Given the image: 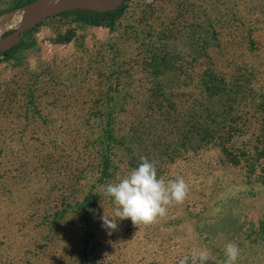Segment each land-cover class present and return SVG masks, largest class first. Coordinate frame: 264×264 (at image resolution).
Wrapping results in <instances>:
<instances>
[{
    "label": "rangeland",
    "instance_id": "1",
    "mask_svg": "<svg viewBox=\"0 0 264 264\" xmlns=\"http://www.w3.org/2000/svg\"><path fill=\"white\" fill-rule=\"evenodd\" d=\"M123 3L101 26L51 15L0 52V264H178L200 248L222 264L229 241L237 264H264V0ZM141 157L188 195L106 230L99 188Z\"/></svg>",
    "mask_w": 264,
    "mask_h": 264
},
{
    "label": "clouds",
    "instance_id": "2",
    "mask_svg": "<svg viewBox=\"0 0 264 264\" xmlns=\"http://www.w3.org/2000/svg\"><path fill=\"white\" fill-rule=\"evenodd\" d=\"M99 191L105 198H110L114 207V216L104 211L101 217L106 230L115 231L118 220H131L134 226L149 225L164 217L169 206L182 203L188 195L189 185L183 177L166 180L158 177L154 162L141 157L139 165L131 169L116 182L102 185ZM104 208V201L101 200ZM105 210V208H104ZM111 231L108 232L111 235ZM222 264H237L240 248L237 243L229 241L223 248ZM206 248L192 249L189 255L179 259L178 264H206L210 257Z\"/></svg>",
    "mask_w": 264,
    "mask_h": 264
},
{
    "label": "bare ground",
    "instance_id": "3",
    "mask_svg": "<svg viewBox=\"0 0 264 264\" xmlns=\"http://www.w3.org/2000/svg\"><path fill=\"white\" fill-rule=\"evenodd\" d=\"M49 1L60 0H39L36 3L30 5L29 7L23 8V10H25L23 16L14 15L4 23L0 24V37L6 34L8 31L15 30L12 36L4 38V41L0 42V51L12 48L18 42L19 35L22 31L31 27L35 23L42 21L43 19H45L46 16L50 14L56 13L57 11H61L64 9L75 7L100 11L96 9L108 6L113 2V0H64V2L59 5H49V3H47ZM122 1L123 0H121L120 3ZM120 3L117 6H119ZM116 7H114L113 9H115Z\"/></svg>",
    "mask_w": 264,
    "mask_h": 264
},
{
    "label": "trees",
    "instance_id": "4",
    "mask_svg": "<svg viewBox=\"0 0 264 264\" xmlns=\"http://www.w3.org/2000/svg\"><path fill=\"white\" fill-rule=\"evenodd\" d=\"M37 0H12L10 3L11 5L5 9V10H0V24L4 23L7 21L10 17L14 15H20L23 16L26 6L36 2ZM124 3H122L118 8L115 10L111 11H95V10H90V9H82V8H77V9H72V10H66L61 13L60 15H66V16H72L76 20L84 22L86 24H91L94 26H101L102 24L105 23H112L117 21L123 14L124 11ZM42 25V23H38L37 25L34 26V28H38ZM12 31L7 32L8 34L11 33ZM5 35V34H4ZM3 35V36H4ZM2 37V36H1ZM0 37V39H1ZM65 42H70V37H66L64 39ZM19 43L13 47L12 49L5 50L2 52L3 55L7 56L9 53L12 51L18 49Z\"/></svg>",
    "mask_w": 264,
    "mask_h": 264
},
{
    "label": "water",
    "instance_id": "5",
    "mask_svg": "<svg viewBox=\"0 0 264 264\" xmlns=\"http://www.w3.org/2000/svg\"><path fill=\"white\" fill-rule=\"evenodd\" d=\"M37 1H39V0H37ZM37 1H36V2H37ZM124 1H125V0H124ZM124 1H123V2H124ZM36 2H34V3H36ZM123 2H122V3H123ZM34 3H32V4H34ZM122 3H121V4H122ZM32 4H30V5H32ZM121 4H120V5H121ZM30 5H28V6H26V7H29ZM120 5H119V6H120ZM119 6H117L116 8H118ZM26 7H25V8H26ZM77 8H79V7L69 8V9H64V10H61V11H57L56 13H53V14H50V15L46 16L45 19H46L47 17L51 16V15H55V14L61 13V12L66 11V10H72V9H77ZM116 8H115V9H116ZM82 9H86V8H82ZM115 9H113V10H115ZM90 10H91V9H90ZM110 11H111V10H110ZM43 20H44V19H43ZM43 20H42V21H43ZM42 21H39V22L35 23V24L32 25L31 27H34L35 25H37L38 23H40V22H42ZM27 29H28V28H27ZM25 30H26V29H25ZM25 30H24V31H25ZM22 32H23V31H22ZM22 32H21V33H22ZM19 39H20V35H19ZM19 39H18V42H17L14 46H16V45L19 43ZM14 46H13V47H14ZM9 49H10V48H8V49H6V50H9ZM3 51H5V50H3ZM3 51H0V52H3Z\"/></svg>",
    "mask_w": 264,
    "mask_h": 264
}]
</instances>
